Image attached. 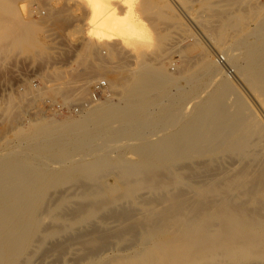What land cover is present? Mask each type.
<instances>
[{
    "label": "rangeland",
    "instance_id": "rangeland-1",
    "mask_svg": "<svg viewBox=\"0 0 264 264\" xmlns=\"http://www.w3.org/2000/svg\"><path fill=\"white\" fill-rule=\"evenodd\" d=\"M107 1L115 8L122 22L118 28L106 32L105 29L98 30L91 26L90 22L92 21L89 18L92 19V17L89 16L88 10L86 11V0H0V10L3 9V12L0 11L2 14L0 15V155L3 157L0 160L8 161L7 158L16 160L19 167L26 170L24 173L28 178V188L38 191L42 186L41 189L44 190L43 193L41 189L39 190L43 194L38 195L39 197L43 196L42 198L38 197L41 200H39L40 204L38 198L34 200V206L37 205L33 207L36 208L33 209V218L36 223L33 224V228L25 232L24 240L19 244L21 249L17 246L15 250L11 251L4 246L0 247V257L3 258V260L0 259V264H108V262L109 264H120L119 260L122 261V264H127L131 259L133 261L136 248L141 247H138L139 239L136 240L137 243L135 242V237L139 235V232H136L135 229L136 234L134 235V230H132L134 237H129L132 233L128 234L129 232L126 231L130 224L128 222L121 224L119 220L121 212L117 215L118 211L122 210L118 206L123 205V208L126 206L129 208L125 200L116 206V211H113L115 206L107 205L98 207L99 210L95 211L94 216H89L90 218L85 216L90 212L88 210H91L94 202L91 197H88L91 193L99 192L100 188L109 193L117 188L113 173L96 172L93 181L92 177L88 179L87 177H75L76 175L73 176L75 177L73 180L70 177L64 178V181L63 179L58 181L59 175L55 178L52 176V172L54 174L57 170H62L60 164L63 165L71 157L80 158L84 155L83 151L85 150L66 143V140L63 141L64 144L63 142L59 144L54 140L45 142L41 135H36L41 133L39 130L41 127L55 130V135L61 134V137L66 138L68 131L71 130L69 126L65 125L67 120H76L80 115V113L52 114L47 112L44 108V103L47 100L53 103L76 105L89 97L90 86L93 82L103 79L108 84V93L98 101H105L108 98L115 106V103L119 106H127L124 97L127 98L129 93L135 89L133 84L136 82H132L135 72L139 71L141 63L147 62L160 66L163 70L165 68L167 72L178 79L176 82L167 83L164 86L165 90L169 92L168 96L161 94L162 89L160 91L159 89L152 90L146 97L150 101L151 98L160 99L162 101L159 100L158 103L161 104H152L156 106L150 105L147 108L150 110L149 112L146 109L143 112L133 113L135 115L126 112L125 107L122 112L126 117L117 119L118 121L111 120L108 123L114 124V129L118 128L119 130L124 123L129 126L133 125L135 122L132 121V118L134 120L137 116L145 114V117L151 121L149 122L151 126L147 130H153L155 127L159 129L163 127L162 122L159 125H154L152 122L156 121L153 118L154 115L159 117L161 114L160 116H165L167 119L163 121L167 126L166 129L164 128L165 131L173 132L194 111L193 106L196 98L194 97L195 99L192 98V100L185 97L184 99L179 95L182 91L188 92L189 95L193 94L191 91L193 92L194 82L189 83L185 80H187V75L200 70L197 64L203 57L204 51H208L209 58L215 61L217 55L225 56L222 50L234 48L242 66L245 65V60L255 56L258 50L259 53H264L262 52L264 51V26H262L264 25V0H247L244 3L231 4L232 7H228L229 9L227 6L225 7L226 2L222 1L224 6L221 7L227 8V14H229L228 11H231L244 17V22L239 28L240 31L227 28L226 35L222 40L215 38L214 31L219 24L217 19L222 18L223 15L225 18L227 14L220 16L221 7L214 6L216 4L213 5L214 1L210 6L203 5L199 0ZM216 1L218 2V0ZM219 3L221 4V2ZM217 10L220 17L216 14ZM215 23L218 24L214 27ZM256 25L257 29L262 27L261 34L255 30ZM243 37L246 41L243 40ZM217 65L231 80L235 90V95L231 94L227 99L230 105L229 109H232V113L241 115L242 118H246L248 115L245 119L248 122L250 116L253 115L254 121L249 122L251 125L246 130L249 128L251 130L249 132L260 133L262 129L264 130V114L255 98L264 103V81L262 79L254 82L246 80L245 74L233 68L226 59L224 66L218 63ZM110 71L119 72L118 76L123 77L121 80L125 76L129 82L114 83L110 87L108 78L115 76V74L110 75L112 74ZM83 82H90L85 89L82 88ZM239 99L241 103L238 102ZM169 104H173L176 111L170 105V112H172L166 114L161 105L168 107ZM180 104L181 106H179ZM234 105L237 106L236 109H234ZM159 109H161V113ZM238 110L242 112L239 114L240 111L236 112ZM180 111L183 113L181 117L183 121L179 119ZM120 120L122 122L118 124ZM91 124L89 127H92L93 124ZM111 127L113 129V126ZM118 139L112 145L114 144L118 151L123 150L127 158L139 160V155L133 154L128 147L129 144L132 145L136 141ZM35 140L36 144L32 142ZM7 154L10 157H7ZM72 163L73 161H69L64 164L70 166ZM183 163V165L186 163L187 166H190L187 160ZM27 168L29 171L31 169V174L32 172L36 174V172L38 173L36 170H40L39 174L41 173L43 178H39L38 182L40 176L30 175ZM181 168L178 173L184 177L188 170L185 167L182 170ZM46 169L48 170L43 174ZM117 170L116 167L115 174L118 173ZM21 173L23 174V171ZM28 175H30V179ZM47 175L50 178H47ZM149 175L150 173L146 179L154 176L153 174H151L153 176ZM35 177H37V184L34 181ZM187 177L186 179L184 177L185 184L175 188L173 193L178 190L182 193L186 192L187 186L184 185H187L186 183L191 179L189 176L187 180ZM29 180L31 181L30 185ZM84 188L86 190H83ZM137 193L142 197L149 196V193L142 190ZM105 198L101 197L100 200ZM31 208L28 209L31 210ZM117 208L121 210H117ZM29 210H26L27 218L28 214H31ZM114 212H117V216L113 215ZM78 213L81 218L84 216V220H78ZM14 223L11 221V225ZM125 225L127 230H124ZM120 227L124 228V231L120 232ZM260 227V230L263 229L264 224L261 223ZM35 229L36 231H34ZM116 230L123 235L121 236L119 233L118 235ZM260 249L263 250L262 247ZM255 261H257L255 264L258 262L264 264L263 259Z\"/></svg>",
    "mask_w": 264,
    "mask_h": 264
},
{
    "label": "bare ground",
    "instance_id": "bare-ground-1",
    "mask_svg": "<svg viewBox=\"0 0 264 264\" xmlns=\"http://www.w3.org/2000/svg\"><path fill=\"white\" fill-rule=\"evenodd\" d=\"M215 1L199 0L203 5L208 6L212 5V2L213 5L216 3L214 6L217 5V8L218 6L219 8L224 6L225 2V7L230 8L232 7L231 4H240L247 0ZM85 6L87 8L86 11L88 10L90 14L89 16L92 17L89 20L92 21L90 23L94 29L99 30L102 28L107 32L121 25L122 20L119 14L107 0H86ZM227 8L221 7V10L219 9L220 16L227 14ZM0 11L3 12V9ZM228 12L229 14L225 15V18L223 15L222 18L217 19L219 24L215 23L214 25L215 27L218 24L214 31L215 38L218 40H222L225 37L227 28L237 30L244 22L243 16L231 11ZM218 13L219 11L216 12L217 15ZM220 16L218 15V17ZM199 25L201 24L199 23ZM261 28L257 29V25L255 26V30H258L260 34ZM244 37L243 40L246 41V37L245 39ZM239 42L241 43V41ZM233 49L222 50L223 55H225L224 59L237 71L245 74L246 80L254 82L262 79L264 81V53H259L258 50L257 54L247 58L245 65L242 66L237 53ZM208 55V51H204L203 57L197 64L200 69L199 71L196 69L198 73L194 71L195 73L186 77L187 80L185 82H194L193 92L191 91L193 94L189 95L188 92L182 91L179 96L184 99L185 97H188V99L196 98L193 106L194 111L184 121L181 119L183 110L182 112L180 111L179 119L183 122L173 132L165 131L167 127L165 126L166 122L165 124L163 122L167 120L165 116H160V114L157 117V115L153 114V111L151 114L154 115L153 118L156 121L152 122V124L159 125L161 122L163 124V127L159 129L155 127L156 130H147L151 126L149 124L151 121L145 117V114H141V117L136 115L137 117L135 116L136 119L134 120L132 118L135 123L131 126L124 122V125H118L122 122L120 120L117 124L121 127H119V130L118 128L114 129V124L108 123L111 120L116 119L118 121L126 117L122 112L125 107L126 112L133 114L145 111L150 105L161 104L158 103L160 99L151 98V101L148 100V94L152 90L159 89L160 91L162 89L161 94L168 96L169 92L165 90L164 86L167 83L178 80L167 72L165 68L163 70L160 66L143 62L140 64L139 71L135 72L136 74L132 81L136 82V84L134 83L135 86L133 84L135 89L129 93L127 98L124 97L128 104H126L127 106H119L117 103H115V106L108 98L107 100L104 99L105 101H96L83 110L76 120H67L65 125L69 126L71 130H69L70 128L68 129L69 133L66 138L61 137V134L55 135V130L53 132L52 129L47 130L41 127H39L41 133L36 134L41 135L45 142L54 140V142L57 141L60 144L66 140V143L85 150H82L84 155H80V158L71 157L68 161H65H73L70 166H65L64 162L63 165L60 164L62 170L59 169L54 174L51 171L54 178L59 175L58 181L62 179L64 181V178L70 177L73 180L77 176L87 177L88 179L92 177L93 181V176L99 171L111 172L115 175L114 179L117 188L114 191L107 193L105 189L102 190L100 188L97 193L90 192L91 194L88 197H91L94 202L91 210H88L90 212L85 216H92L96 210H99L98 207L111 205L115 206L113 211H116V206L120 205L122 201L125 200L128 203L129 208L127 206L123 208V205L121 207L118 206L122 210L117 208V210H121L118 211L117 215L121 212V219H119L121 224L123 222L124 224L127 222L130 224L128 225V230L126 225L125 229L123 228L127 230L126 232H129L128 234H131L132 230H134L133 233L135 235V229L136 232H139V235L135 237V242L137 239L140 242L142 241L141 245H139L140 242L138 243V247L141 246L142 248H136L133 256L134 258L137 257V259L133 258V261L131 259L127 264H255L257 262L255 261L256 259L258 261L264 260V228L259 229L261 223L264 224V130L262 129L260 133L257 132L255 134L254 131L249 132L251 130L249 128L248 130L246 129L251 125L249 122L254 121L253 115L250 116V121L248 122V120H245L248 115H246V118H242L240 117L241 115L238 116L231 112L232 109H229L230 105L227 99H229V95L234 94L233 84L217 63L211 60ZM113 72L110 75L115 74V76L108 78L110 87L114 83L129 82L125 76L121 80L123 77L118 76L119 72ZM89 83L83 82L82 88L85 89ZM176 89L178 90L179 88ZM240 99L238 100L239 103H241ZM255 99L264 114L263 101ZM182 104L184 105V103ZM170 105H167L168 107L161 105L166 114L170 112ZM171 106L174 107L173 104ZM234 106V109H236L237 106ZM240 107L239 105L238 108L240 109ZM147 110L148 112L150 111L149 109ZM159 111L161 113V109ZM236 112L240 114L242 111L238 110ZM243 112L245 111L243 110ZM150 118L152 117L150 116ZM129 121L131 120L129 119ZM126 122L128 123V121ZM255 123L257 122L255 121ZM90 124L92 127H89ZM252 124L254 126V123ZM111 126H113V129ZM42 129L45 130L43 131ZM118 138H123L126 141H136L132 145L129 144L130 146L128 147L133 154L139 155V160L127 158L123 150L118 151L115 145H112L113 142L119 140ZM32 142L36 144V140ZM6 156L8 157L9 155L7 154ZM9 159H6L8 161L0 160V247L4 246L12 251L17 246L19 247V244L24 240L25 232L33 228V224L36 223L33 218V209H36L33 207L37 206H34V200L39 197L38 195H43L44 190L41 189L42 186H39L42 193H40V189L38 191L37 189L30 190L27 184V175L24 173L26 170L21 169L16 160L13 159L16 161L14 162ZM185 160H187V163L189 161V167L186 163L183 165ZM116 167L118 168L117 174L114 171ZM184 167L190 173L189 175L187 172V175L184 176L185 179L187 176L191 178L187 177L189 182L184 185L185 187L187 186L186 192L182 193L178 190L173 193L175 188L185 184L183 175L181 176L178 173V170L180 168L182 170ZM29 168L27 170L30 173L31 169L29 171ZM36 171L38 173L32 172V174L40 176L38 177L39 182V178L43 177H41V173L39 174L40 170ZM149 173V176H154L146 179ZM32 174L30 173V175ZM51 174L50 177H52ZM30 175H28L29 179ZM45 177L44 179L48 181ZM50 177L48 176L47 178ZM33 179L34 177L32 181ZM36 179L37 177H35L34 181L37 184ZM50 182H52L51 179ZM30 183L31 181L29 180V185ZM32 186L34 188V184ZM32 186L30 187L32 188ZM85 188L87 187L85 186ZM85 188L83 190H86ZM139 189L149 193V196H140L137 193H140L141 190L138 191ZM101 197L106 198L100 200ZM39 198L38 201L40 200ZM40 201L38 202L39 204ZM30 207H32L31 210H29ZM26 210L31 212V214H28V218ZM34 213L36 214L35 210ZM116 213L114 212L113 215L117 216ZM29 215L32 216L30 217ZM79 217L78 213V220L83 219L84 216L82 218ZM11 221L14 223L13 225H11ZM123 229L120 227V232ZM120 232L116 230V233L121 235ZM133 233L129 237L132 236L131 238H133ZM261 247L263 250L260 249ZM0 259L3 260L1 257ZM118 262L122 264L121 260Z\"/></svg>",
    "mask_w": 264,
    "mask_h": 264
},
{
    "label": "built area",
    "instance_id": "built-area-1",
    "mask_svg": "<svg viewBox=\"0 0 264 264\" xmlns=\"http://www.w3.org/2000/svg\"><path fill=\"white\" fill-rule=\"evenodd\" d=\"M215 61L221 65H225V59L222 55H217ZM227 72H230L227 70ZM108 93V84L105 80H97L93 82L90 86L89 97L86 100L76 104V105H65L60 103H53L51 101H46L44 103V108L47 112L52 114H63V113H73L79 114L83 112L86 108L91 106L93 103L98 101L101 97L106 96Z\"/></svg>",
    "mask_w": 264,
    "mask_h": 264
}]
</instances>
